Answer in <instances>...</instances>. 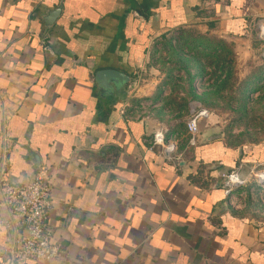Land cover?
<instances>
[{"label":"crops","instance_id":"0c3cea01","mask_svg":"<svg viewBox=\"0 0 264 264\" xmlns=\"http://www.w3.org/2000/svg\"><path fill=\"white\" fill-rule=\"evenodd\" d=\"M261 22L264 0H0V181L44 167L60 249L27 264H264V219L235 208L221 179L264 166V142L230 146L208 115L189 145L170 121L181 133L165 159L150 137L170 76L149 65L160 38L191 26L217 34L205 47L249 55ZM108 68L129 81L100 96L94 74ZM24 234L1 208L0 264Z\"/></svg>","mask_w":264,"mask_h":264},{"label":"rangeland","instance_id":"374dc122","mask_svg":"<svg viewBox=\"0 0 264 264\" xmlns=\"http://www.w3.org/2000/svg\"><path fill=\"white\" fill-rule=\"evenodd\" d=\"M203 22L213 29L210 19ZM194 29L166 35L151 48L149 65L154 70L150 72L166 71L170 76L169 93L163 98L168 109L157 111L161 116L154 131L163 129L166 139L175 138L176 142L181 129L170 131V121L182 120L185 127L192 110L205 109L213 117V132L226 144L264 142V35L257 27L252 39L256 45L248 55L226 47L219 51L207 48L205 42L219 38L217 34ZM201 37L204 42H199ZM183 134L187 139L185 129ZM247 171L248 177L242 178L245 183L232 202L244 215L264 219V176L259 179L258 174H264V166Z\"/></svg>","mask_w":264,"mask_h":264},{"label":"built area","instance_id":"2783aa9c","mask_svg":"<svg viewBox=\"0 0 264 264\" xmlns=\"http://www.w3.org/2000/svg\"><path fill=\"white\" fill-rule=\"evenodd\" d=\"M257 27L264 35V22L257 24ZM261 56L264 58V50ZM207 116L205 109L192 110L185 123L189 145L195 144L198 123ZM150 144L159 146L160 153L165 159H173L177 141L175 142V138L166 139L165 130L153 131ZM244 183V179L235 170L222 174V187L224 193L230 198L233 197L234 192L242 188ZM50 205V184L44 167L39 168L33 178L26 183L8 184L0 181V209L4 208L16 217L25 230L19 242L2 250V256L8 259L10 264H27L29 261L51 260L59 256V247L50 240L51 234L48 227Z\"/></svg>","mask_w":264,"mask_h":264},{"label":"water","instance_id":"95a60500","mask_svg":"<svg viewBox=\"0 0 264 264\" xmlns=\"http://www.w3.org/2000/svg\"><path fill=\"white\" fill-rule=\"evenodd\" d=\"M59 8L51 11L46 19V24H50L58 14ZM94 80L98 87L99 95L112 94L114 89H120L129 81V76L116 69H100L94 74Z\"/></svg>","mask_w":264,"mask_h":264},{"label":"bare ground","instance_id":"6f19581e","mask_svg":"<svg viewBox=\"0 0 264 264\" xmlns=\"http://www.w3.org/2000/svg\"><path fill=\"white\" fill-rule=\"evenodd\" d=\"M258 174H259V179H261L262 178V173L258 172Z\"/></svg>","mask_w":264,"mask_h":264}]
</instances>
